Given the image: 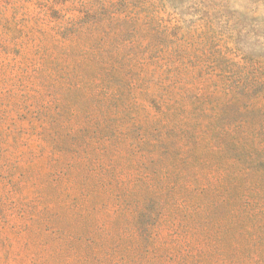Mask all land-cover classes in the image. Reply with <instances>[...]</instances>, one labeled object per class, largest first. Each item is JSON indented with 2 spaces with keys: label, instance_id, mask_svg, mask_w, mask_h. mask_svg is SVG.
Wrapping results in <instances>:
<instances>
[{
  "label": "rangeland",
  "instance_id": "1",
  "mask_svg": "<svg viewBox=\"0 0 264 264\" xmlns=\"http://www.w3.org/2000/svg\"><path fill=\"white\" fill-rule=\"evenodd\" d=\"M263 3L0 15V262L264 264Z\"/></svg>",
  "mask_w": 264,
  "mask_h": 264
},
{
  "label": "trees",
  "instance_id": "2",
  "mask_svg": "<svg viewBox=\"0 0 264 264\" xmlns=\"http://www.w3.org/2000/svg\"><path fill=\"white\" fill-rule=\"evenodd\" d=\"M72 1L73 0H0V15H9L12 18L34 17L48 19L60 13L59 6ZM38 257L37 254L32 252H26L25 255H15L13 252L7 251L3 262H0V264H27V261L30 264H36ZM57 264L67 263L58 261Z\"/></svg>",
  "mask_w": 264,
  "mask_h": 264
}]
</instances>
